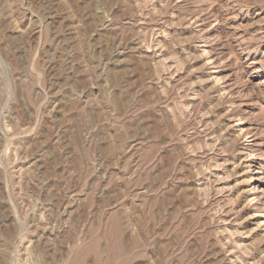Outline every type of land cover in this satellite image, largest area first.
<instances>
[{
    "label": "rangeland",
    "instance_id": "obj_1",
    "mask_svg": "<svg viewBox=\"0 0 264 264\" xmlns=\"http://www.w3.org/2000/svg\"><path fill=\"white\" fill-rule=\"evenodd\" d=\"M0 264H264V0H0Z\"/></svg>",
    "mask_w": 264,
    "mask_h": 264
},
{
    "label": "bare ground",
    "instance_id": "obj_2",
    "mask_svg": "<svg viewBox=\"0 0 264 264\" xmlns=\"http://www.w3.org/2000/svg\"><path fill=\"white\" fill-rule=\"evenodd\" d=\"M251 155H253V154H251ZM217 168V167H216Z\"/></svg>",
    "mask_w": 264,
    "mask_h": 264
}]
</instances>
